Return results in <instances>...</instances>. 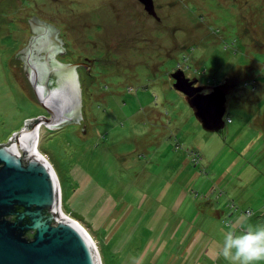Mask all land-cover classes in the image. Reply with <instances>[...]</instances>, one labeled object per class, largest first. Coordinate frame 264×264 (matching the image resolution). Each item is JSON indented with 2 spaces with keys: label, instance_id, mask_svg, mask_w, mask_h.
<instances>
[{
  "label": "rangeland",
  "instance_id": "374dc122",
  "mask_svg": "<svg viewBox=\"0 0 264 264\" xmlns=\"http://www.w3.org/2000/svg\"><path fill=\"white\" fill-rule=\"evenodd\" d=\"M154 5L157 17L140 0H0V146L50 117L16 57L35 15L59 29L55 59L89 64L79 123L38 147L104 264H229L224 233L242 214L264 224V0ZM178 69L204 93L220 86L231 122L206 129Z\"/></svg>",
  "mask_w": 264,
  "mask_h": 264
},
{
  "label": "water",
  "instance_id": "95a60500",
  "mask_svg": "<svg viewBox=\"0 0 264 264\" xmlns=\"http://www.w3.org/2000/svg\"><path fill=\"white\" fill-rule=\"evenodd\" d=\"M140 2L157 17L154 0ZM29 22L37 34L29 36L16 57L24 60L35 94L50 117H37L18 130L13 142L0 146V264H102L91 234L63 209L58 176L38 149L43 134L82 118L78 63L55 59L64 49L56 38L58 28L35 15ZM172 78L206 129L224 125L226 94L220 86L204 93L182 69ZM26 154L31 155L28 161ZM11 214L13 221L7 218ZM28 229L35 230L33 239L24 236Z\"/></svg>",
  "mask_w": 264,
  "mask_h": 264
},
{
  "label": "clouds",
  "instance_id": "9594fccd",
  "mask_svg": "<svg viewBox=\"0 0 264 264\" xmlns=\"http://www.w3.org/2000/svg\"><path fill=\"white\" fill-rule=\"evenodd\" d=\"M248 220V215L242 214L238 221L240 229L225 232L218 245V256L229 264L264 262V224H251Z\"/></svg>",
  "mask_w": 264,
  "mask_h": 264
},
{
  "label": "flooded vegetation",
  "instance_id": "af4514ba",
  "mask_svg": "<svg viewBox=\"0 0 264 264\" xmlns=\"http://www.w3.org/2000/svg\"><path fill=\"white\" fill-rule=\"evenodd\" d=\"M87 61H88V59H87ZM78 63H79V62H78ZM80 63H81V64H80V65L78 64L77 67H76V70H77V73H78L79 82H81V79H82V75H81V78H80L79 69H81L82 71H84L83 68H86V67H88L87 65H89L86 61H84V62H80ZM30 156H31L30 154H29V155L26 154L24 160H25V161H28V160L30 159ZM61 193H62V186H61ZM43 212H44L45 214H52V211H51V210H47V209H44ZM7 218H8L9 220L13 221V220H15V215H14V214H11V215L7 216ZM53 221H54V220H53ZM34 233H35V230H34V229H28V230L25 231L24 236H25L26 238H28V239H33V235H34Z\"/></svg>",
  "mask_w": 264,
  "mask_h": 264
},
{
  "label": "bare ground",
  "instance_id": "6f19581e",
  "mask_svg": "<svg viewBox=\"0 0 264 264\" xmlns=\"http://www.w3.org/2000/svg\"><path fill=\"white\" fill-rule=\"evenodd\" d=\"M42 123V122H41ZM38 149H39V147H38ZM40 151V150H39ZM41 153V152H40ZM42 155H43V153H41ZM45 157V156H44ZM47 158V157H46ZM47 159H49V158H47ZM50 161V160H49ZM60 187H61V185H60ZM61 199H62V193H61ZM71 214V213H70ZM69 214V216H71ZM75 219V218H74ZM79 224H81L77 219H75ZM82 225V224H81ZM83 226V225H82ZM84 227V226H83ZM85 228V227H84ZM86 229V228H85ZM87 230V229H86ZM88 231V230H87ZM89 232V231H88ZM90 233V232H89ZM91 234V233H90ZM94 235V234H93ZM91 236H92V234H91ZM93 237V236H92ZM93 239H94V241H95V243H96V245H97V248H98V251H99V254H100V258H101V262H102V264H104V261H103V257H102V255H101V252H100V248H99V245H98V243H97V241H96V239L93 237Z\"/></svg>",
  "mask_w": 264,
  "mask_h": 264
},
{
  "label": "trees",
  "instance_id": "16d2710c",
  "mask_svg": "<svg viewBox=\"0 0 264 264\" xmlns=\"http://www.w3.org/2000/svg\"><path fill=\"white\" fill-rule=\"evenodd\" d=\"M224 120H225V122H230L231 121V118H230L229 115L226 117V111H225V115H224Z\"/></svg>",
  "mask_w": 264,
  "mask_h": 264
},
{
  "label": "crops",
  "instance_id": "0c3cea01",
  "mask_svg": "<svg viewBox=\"0 0 264 264\" xmlns=\"http://www.w3.org/2000/svg\"><path fill=\"white\" fill-rule=\"evenodd\" d=\"M231 122V121H230ZM229 123V122H228Z\"/></svg>",
  "mask_w": 264,
  "mask_h": 264
}]
</instances>
